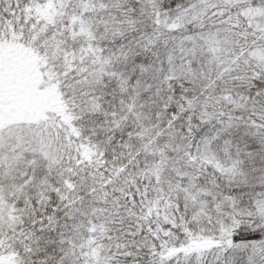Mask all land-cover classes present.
<instances>
[{
	"label": "snow or ice",
	"instance_id": "1",
	"mask_svg": "<svg viewBox=\"0 0 264 264\" xmlns=\"http://www.w3.org/2000/svg\"><path fill=\"white\" fill-rule=\"evenodd\" d=\"M0 264H264V0H0Z\"/></svg>",
	"mask_w": 264,
	"mask_h": 264
}]
</instances>
